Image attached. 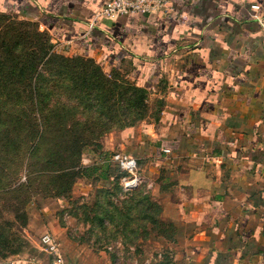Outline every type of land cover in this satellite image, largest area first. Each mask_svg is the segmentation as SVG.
I'll return each mask as SVG.
<instances>
[{
    "label": "crops",
    "instance_id": "obj_1",
    "mask_svg": "<svg viewBox=\"0 0 264 264\" xmlns=\"http://www.w3.org/2000/svg\"><path fill=\"white\" fill-rule=\"evenodd\" d=\"M103 3L0 0V15L36 23L68 56L127 69L160 103L158 120L111 138L104 152L121 150L156 176L153 194L175 227L174 264H264V0H172L155 15L102 20L88 31ZM103 157L84 166L100 167ZM105 168L89 187L112 188ZM48 202L27 209L33 243L42 248L50 232L68 264H111L60 226L52 212L66 199Z\"/></svg>",
    "mask_w": 264,
    "mask_h": 264
},
{
    "label": "rangeland",
    "instance_id": "obj_2",
    "mask_svg": "<svg viewBox=\"0 0 264 264\" xmlns=\"http://www.w3.org/2000/svg\"><path fill=\"white\" fill-rule=\"evenodd\" d=\"M49 45L48 33L36 23L0 15V262L44 258L26 234L27 209L66 199L65 209L52 214L71 240L107 255L111 264H174L172 232L153 230L139 205H125L135 193L137 200L149 196L159 204L152 188L156 176L139 170V186L126 191L121 180L110 189L89 187L96 186L99 172L78 174L85 158L104 155L108 162L98 167L124 177L112 161L121 150L105 153V143L155 122L160 103L127 69ZM46 52L69 60L41 61Z\"/></svg>",
    "mask_w": 264,
    "mask_h": 264
},
{
    "label": "built area",
    "instance_id": "obj_3",
    "mask_svg": "<svg viewBox=\"0 0 264 264\" xmlns=\"http://www.w3.org/2000/svg\"><path fill=\"white\" fill-rule=\"evenodd\" d=\"M172 0H104L102 7L88 23V31L94 29L96 24L102 20H116L128 15H155L166 10ZM165 153L169 151L165 150ZM121 169L124 177L121 178L126 191L136 189L140 184L138 176L139 164L138 160L126 153H115L112 156ZM41 247L43 252L50 258V264H68L62 254L60 244L48 232L41 238Z\"/></svg>",
    "mask_w": 264,
    "mask_h": 264
},
{
    "label": "trees",
    "instance_id": "obj_4",
    "mask_svg": "<svg viewBox=\"0 0 264 264\" xmlns=\"http://www.w3.org/2000/svg\"><path fill=\"white\" fill-rule=\"evenodd\" d=\"M49 47H50V45H49ZM51 48H52V45H51L50 49ZM48 52H49V50H48ZM48 52H46L45 55H43L39 59L41 61H43L44 59H54L55 58V60H54L55 63H57V62H59L61 60H69V59H64L63 57H60L57 54L54 55V53L48 54ZM86 60H89V61H91L94 64L96 63L94 60H91V59H87L86 58ZM35 72L36 71H34V73ZM34 73H32V76H33ZM81 144H82V142L80 141V146H81ZM82 152L83 151L80 152V157L82 156L81 158H83V155H82L83 153ZM98 168L99 167H95V166H92V167L81 166V167H79L78 174L81 177H91L95 173L98 172ZM78 174H74V175L77 176ZM74 179H75V177L72 179V181ZM100 179L101 180H111L108 177H106V175L100 176ZM112 180H113V185H117V184H119L121 179L119 177H114ZM136 197H137L136 193L132 194V196L128 199V201H125V205L127 207H130L129 208L130 210L135 205H139L142 208V209H139L140 213H145L147 215V218H148L147 222H149V224L151 225V228L153 230H155L156 228L160 227V228H162L161 229L162 233L166 234V232H172V235H175V227L173 226V224H171L169 222H165L164 220L161 219L162 207H161L160 204H158L155 201L151 200V198L149 196H144L140 200H137ZM155 212H156V214H158L160 216V219L157 216H155ZM111 218H112V216L109 219H111ZM102 225L106 226L105 225V221L102 223ZM124 232H125V230H124Z\"/></svg>",
    "mask_w": 264,
    "mask_h": 264
}]
</instances>
